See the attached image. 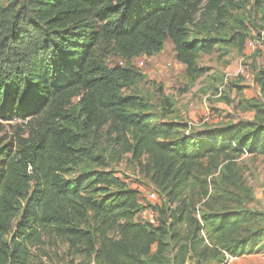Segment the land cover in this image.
Wrapping results in <instances>:
<instances>
[{
  "label": "trees",
  "instance_id": "16d2710c",
  "mask_svg": "<svg viewBox=\"0 0 264 264\" xmlns=\"http://www.w3.org/2000/svg\"><path fill=\"white\" fill-rule=\"evenodd\" d=\"M17 7L12 2L2 12ZM235 7V0H23L0 40V120L29 129L27 138L0 148V264H33V250L45 239L65 240L74 255H94L96 264H225L226 256L260 252L264 227L256 215L199 220L193 193L204 185L197 176L202 161L217 169L235 154L264 155V125L181 138L182 127L155 126L137 111L145 108L137 98L123 96L132 70L105 63L112 53L126 63L152 57L170 40L186 75L197 78L204 72L200 56L221 42L193 39L190 27L202 10L222 26ZM257 82L264 98V71ZM250 108L264 120L262 107ZM104 129L120 157L147 161L162 198L175 206L172 261L170 229L162 219L140 220L138 192L113 171L66 178L86 160L108 166L83 145Z\"/></svg>",
  "mask_w": 264,
  "mask_h": 264
},
{
  "label": "rangeland",
  "instance_id": "374dc122",
  "mask_svg": "<svg viewBox=\"0 0 264 264\" xmlns=\"http://www.w3.org/2000/svg\"><path fill=\"white\" fill-rule=\"evenodd\" d=\"M260 1L235 0L236 7L228 10L222 26L216 22L215 13L199 12L190 27L191 37L201 41L218 40L221 44L212 54L200 56L198 66L204 72L197 78L186 75L170 40L166 41L160 54L152 57L142 55L126 63L112 53L105 63L109 68L121 66L132 70V79L123 87V96L137 98L145 107L137 111L149 114L155 126L173 124L182 127L179 130L181 138L227 135L229 130L238 126L264 125V120L250 108L257 105L264 109V98L257 82L264 71V44L255 48L247 44L264 32V0ZM12 2L18 3L17 10L3 13ZM22 3L23 0H2L0 40L9 33L6 29L14 23V18H19L17 12ZM241 37L245 39L244 43H241ZM232 38H236L234 45L228 44ZM241 66L246 69L243 76L238 75ZM78 100L74 99L73 105ZM26 125L0 120L3 130L0 148L16 142L19 137L27 138L29 129ZM83 145L108 166L86 160L72 168L66 178L76 180L90 171H113L129 188L138 192L144 209L140 220L154 223L162 219L170 229L167 242L172 251L167 252L166 257L172 261L177 254L172 248L177 235L171 216L175 206L162 198V191L152 181L147 161H134L129 154L120 157L119 147L105 129L89 134ZM219 162L217 169L211 167L208 160L201 162L197 176L204 185L193 193L195 217L200 220L203 214L242 212L256 215L257 222L264 227V155L241 153L235 154L231 160ZM152 192L159 199L152 200ZM96 223L91 221L94 232ZM260 249L259 253L243 258L226 256L225 264H264V240ZM33 257V264H96L94 255H74L69 244L61 239H45L33 250ZM187 264L195 262L189 260Z\"/></svg>",
  "mask_w": 264,
  "mask_h": 264
},
{
  "label": "built area",
  "instance_id": "2783aa9c",
  "mask_svg": "<svg viewBox=\"0 0 264 264\" xmlns=\"http://www.w3.org/2000/svg\"><path fill=\"white\" fill-rule=\"evenodd\" d=\"M247 44H248V47H251V48L262 46L264 44V32L261 33V35L256 40L250 41ZM245 72H246L245 67L241 66L238 70V75L243 76L245 74ZM150 198L152 200H157V199H159V196L155 192H152L150 194Z\"/></svg>",
  "mask_w": 264,
  "mask_h": 264
}]
</instances>
